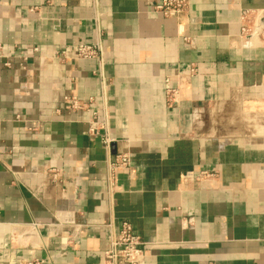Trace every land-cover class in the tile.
Returning a JSON list of instances; mask_svg holds the SVG:
<instances>
[{
  "label": "crops",
  "instance_id": "0c3cea01",
  "mask_svg": "<svg viewBox=\"0 0 264 264\" xmlns=\"http://www.w3.org/2000/svg\"><path fill=\"white\" fill-rule=\"evenodd\" d=\"M157 1L0 0V264H105L124 221L142 264H264V133L206 123L264 115V0Z\"/></svg>",
  "mask_w": 264,
  "mask_h": 264
},
{
  "label": "built area",
  "instance_id": "2783aa9c",
  "mask_svg": "<svg viewBox=\"0 0 264 264\" xmlns=\"http://www.w3.org/2000/svg\"><path fill=\"white\" fill-rule=\"evenodd\" d=\"M189 6V0H161L151 4L153 11L166 17H177L184 13ZM247 18V13L245 15ZM243 31L250 33V28L244 26ZM37 50V48H34ZM103 45L100 42H80L76 46V55L82 59H93L103 56ZM58 57L64 58L65 50L56 52ZM0 58H5L4 65L10 66L11 61L0 45ZM26 58V57H25ZM179 88L168 83L166 97L170 103L178 101ZM93 102V98L87 101L79 100L77 97H65L67 109L80 110L88 108ZM101 117L98 112H94L93 119L89 123V133L93 136H101L105 147L110 148L111 138L108 135H101ZM112 171L117 169H128L132 166L131 155L128 152L115 154L110 162ZM56 176V173H54ZM146 242L135 233L131 222L124 221L121 224L119 233L113 240L111 246L104 251L105 264H142L145 256L144 247ZM26 264H43V260L35 259L27 261Z\"/></svg>",
  "mask_w": 264,
  "mask_h": 264
},
{
  "label": "rangeland",
  "instance_id": "374dc122",
  "mask_svg": "<svg viewBox=\"0 0 264 264\" xmlns=\"http://www.w3.org/2000/svg\"><path fill=\"white\" fill-rule=\"evenodd\" d=\"M228 114L221 113V110H209L206 123L209 128H213L217 133L216 127L233 128L231 133L262 135L264 133V115L259 114H240L233 115L232 110ZM236 117V118H234Z\"/></svg>",
  "mask_w": 264,
  "mask_h": 264
},
{
  "label": "bare ground",
  "instance_id": "6f19581e",
  "mask_svg": "<svg viewBox=\"0 0 264 264\" xmlns=\"http://www.w3.org/2000/svg\"><path fill=\"white\" fill-rule=\"evenodd\" d=\"M264 131V130H263ZM263 135V134H262Z\"/></svg>",
  "mask_w": 264,
  "mask_h": 264
}]
</instances>
